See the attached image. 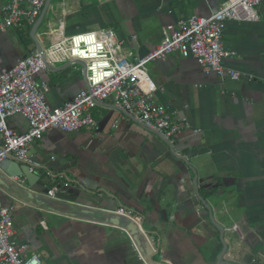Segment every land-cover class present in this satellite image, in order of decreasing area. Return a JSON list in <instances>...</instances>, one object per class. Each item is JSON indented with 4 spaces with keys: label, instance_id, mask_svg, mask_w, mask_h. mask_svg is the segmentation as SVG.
Returning <instances> with one entry per match:
<instances>
[{
    "label": "crops",
    "instance_id": "1",
    "mask_svg": "<svg viewBox=\"0 0 264 264\" xmlns=\"http://www.w3.org/2000/svg\"><path fill=\"white\" fill-rule=\"evenodd\" d=\"M227 0H50L41 20L0 29V71L66 35L112 28L129 60L161 41L163 29L191 15L208 16ZM0 0V22L2 7ZM255 21H229L223 64L238 79L206 73L177 52L148 63L155 98L189 128L167 144L125 114L111 99L96 106L95 129H48L30 146L41 166L32 173L15 159L0 163V202L13 205L11 241L26 244L40 264H145L122 230L131 220L122 206L143 216L153 246L135 241L150 264H264V2ZM38 42V43H37ZM48 84L51 107L84 85L82 67L48 64L35 75ZM26 130L27 120H8ZM53 157V158H52ZM24 175L25 187L9 176ZM59 188V199L43 195ZM208 193V194H205ZM118 221V222H117ZM238 223L244 238L225 229ZM133 236V235H132Z\"/></svg>",
    "mask_w": 264,
    "mask_h": 264
},
{
    "label": "built area",
    "instance_id": "2",
    "mask_svg": "<svg viewBox=\"0 0 264 264\" xmlns=\"http://www.w3.org/2000/svg\"><path fill=\"white\" fill-rule=\"evenodd\" d=\"M264 0H227V3L208 16L191 15L176 25L163 29V37L154 49L129 60L122 53L123 40L112 28L83 31L69 36L61 30L56 40L42 51H33L19 58L7 70L0 71V163L15 159L27 165L32 173L41 164L30 156V146L42 138L48 129L74 132L95 129L93 109L111 99L113 109L125 114L149 133L162 139L176 154V136L189 124L185 118H176L173 112L154 96V88L147 79L148 63L171 52L183 57H193L206 73L238 79L240 72L223 64V59L233 53L225 50L222 36L229 21H255L259 19L258 6ZM45 0H4L0 29L18 27L25 19L32 23L41 12ZM48 64L76 65L82 67L84 85L63 104L51 107L46 101L49 87L45 81L37 82L35 75ZM23 116L26 130H14L8 120ZM53 158V157H52ZM19 186L25 187L24 175L9 176ZM59 188H49L43 195L59 199ZM13 205L0 202V264H40L36 254H26V244L11 241L13 233ZM115 214L128 217L136 226L153 252V246L143 225V216L131 209L118 207ZM228 234L244 238L245 231L238 223L227 228ZM122 230L132 240L135 250L145 264H150L127 228Z\"/></svg>",
    "mask_w": 264,
    "mask_h": 264
},
{
    "label": "water",
    "instance_id": "3",
    "mask_svg": "<svg viewBox=\"0 0 264 264\" xmlns=\"http://www.w3.org/2000/svg\"><path fill=\"white\" fill-rule=\"evenodd\" d=\"M49 3H50V0H45V4H44V6H43V8H42V10H41V13H40L39 21H40L41 18L43 17V15H44V13H45V10H46L47 7L49 6ZM37 43H38V42H37ZM37 51H39V52L42 51V47H41L39 44H37ZM117 222H118V221H117ZM127 229H128V231L133 235V238H134V240L136 241L139 235H138V232H137L136 226H135V224H134L132 221H131V223H130V226H129ZM226 249H227V244L224 243V247H223L222 253L219 255V258H218L216 264H233V263H230V262L225 261V260L222 258L223 255H224V253H225V251H226Z\"/></svg>",
    "mask_w": 264,
    "mask_h": 264
},
{
    "label": "trees",
    "instance_id": "4",
    "mask_svg": "<svg viewBox=\"0 0 264 264\" xmlns=\"http://www.w3.org/2000/svg\"><path fill=\"white\" fill-rule=\"evenodd\" d=\"M205 194H208V193H205Z\"/></svg>",
    "mask_w": 264,
    "mask_h": 264
}]
</instances>
